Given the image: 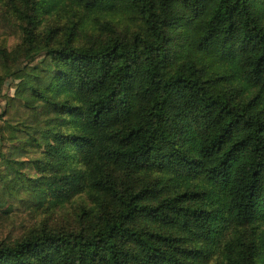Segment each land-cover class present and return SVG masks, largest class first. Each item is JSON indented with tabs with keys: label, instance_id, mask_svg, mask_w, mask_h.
Here are the masks:
<instances>
[{
	"label": "trees",
	"instance_id": "obj_1",
	"mask_svg": "<svg viewBox=\"0 0 264 264\" xmlns=\"http://www.w3.org/2000/svg\"><path fill=\"white\" fill-rule=\"evenodd\" d=\"M8 79L0 264H264V0H0Z\"/></svg>",
	"mask_w": 264,
	"mask_h": 264
},
{
	"label": "rangeland",
	"instance_id": "obj_2",
	"mask_svg": "<svg viewBox=\"0 0 264 264\" xmlns=\"http://www.w3.org/2000/svg\"><path fill=\"white\" fill-rule=\"evenodd\" d=\"M123 17H124V19H122V20L124 22L130 23L131 20L128 18L127 15H124ZM116 19H121V18H116ZM39 61H40V59L37 60V62H39ZM16 87H17L16 82L13 79H8V83L4 84L0 88V114L6 106L7 98L9 96H13L15 94ZM9 146L10 145L2 146V143L0 142V147H3V149H2L3 152H8ZM6 155H8V154H6ZM53 215H54V221L61 220V212L60 211H56ZM24 219H27V216L25 213L23 215L22 220H24Z\"/></svg>",
	"mask_w": 264,
	"mask_h": 264
}]
</instances>
